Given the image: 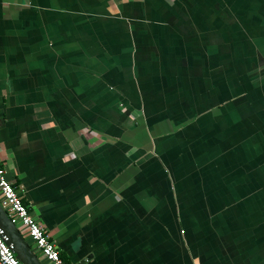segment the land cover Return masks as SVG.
Wrapping results in <instances>:
<instances>
[{
    "label": "crops",
    "instance_id": "1",
    "mask_svg": "<svg viewBox=\"0 0 264 264\" xmlns=\"http://www.w3.org/2000/svg\"><path fill=\"white\" fill-rule=\"evenodd\" d=\"M0 166L66 264H264V0H0Z\"/></svg>",
    "mask_w": 264,
    "mask_h": 264
},
{
    "label": "built area",
    "instance_id": "2",
    "mask_svg": "<svg viewBox=\"0 0 264 264\" xmlns=\"http://www.w3.org/2000/svg\"><path fill=\"white\" fill-rule=\"evenodd\" d=\"M0 205L7 213L10 221L17 227L20 234L23 235L27 244L32 245L34 252L39 256L42 264H66L40 224L28 212L12 184L5 178V173L1 166ZM0 264H20L7 245H5L1 232Z\"/></svg>",
    "mask_w": 264,
    "mask_h": 264
},
{
    "label": "water",
    "instance_id": "3",
    "mask_svg": "<svg viewBox=\"0 0 264 264\" xmlns=\"http://www.w3.org/2000/svg\"><path fill=\"white\" fill-rule=\"evenodd\" d=\"M0 232L5 245L20 264H42L0 205Z\"/></svg>",
    "mask_w": 264,
    "mask_h": 264
},
{
    "label": "rangeland",
    "instance_id": "4",
    "mask_svg": "<svg viewBox=\"0 0 264 264\" xmlns=\"http://www.w3.org/2000/svg\"><path fill=\"white\" fill-rule=\"evenodd\" d=\"M23 236V235H22Z\"/></svg>",
    "mask_w": 264,
    "mask_h": 264
}]
</instances>
